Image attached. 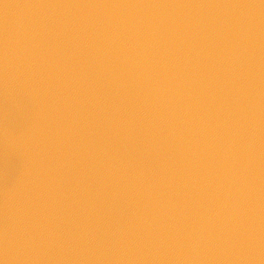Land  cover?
Segmentation results:
<instances>
[{
  "label": "water",
  "instance_id": "95a60500",
  "mask_svg": "<svg viewBox=\"0 0 264 264\" xmlns=\"http://www.w3.org/2000/svg\"><path fill=\"white\" fill-rule=\"evenodd\" d=\"M0 264H264V0H0Z\"/></svg>",
  "mask_w": 264,
  "mask_h": 264
}]
</instances>
